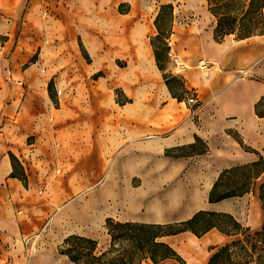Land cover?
Segmentation results:
<instances>
[{
	"label": "crops",
	"instance_id": "crops-1",
	"mask_svg": "<svg viewBox=\"0 0 264 264\" xmlns=\"http://www.w3.org/2000/svg\"><path fill=\"white\" fill-rule=\"evenodd\" d=\"M150 1L0 0V33L6 36L1 48L11 72L9 79L0 72V264H24L30 241L50 242L64 227H78L84 191L105 174L114 181L116 165L132 164L122 157V150L139 148L143 160L133 163H146L148 148L163 152L191 143L198 135L209 145L199 161L211 166L201 176L212 184L224 168L257 158L227 129L235 127L232 121L257 116L255 104L264 94V34L245 39L231 34L217 42L215 20L206 29L176 22L175 16L170 54L186 88L198 92L203 114L199 125L187 102L172 96L151 42L158 89L140 106L128 90L134 100L119 102L116 90L126 91L124 78H130L126 71L131 64L142 77L135 31L145 25ZM151 27L157 33L154 21ZM207 59L214 61L209 69L201 66ZM117 60L128 65L118 66ZM181 63L190 68L185 70ZM132 73L130 79H136ZM194 78L201 79L203 94ZM214 130L220 134L216 141ZM248 145L258 149L253 141ZM10 152L24 166L26 181L11 176ZM108 190L114 196L116 185ZM245 196L207 200L201 208L158 203L154 211L165 221L187 219L199 209L232 213L229 201ZM253 197L247 225L260 229L264 214L258 191ZM163 239L186 264H206L216 248L231 238L213 228L201 237L182 231ZM34 253L32 264L48 257L42 251ZM143 264L180 263L167 258L159 263L147 259Z\"/></svg>",
	"mask_w": 264,
	"mask_h": 264
},
{
	"label": "trees",
	"instance_id": "trees-1",
	"mask_svg": "<svg viewBox=\"0 0 264 264\" xmlns=\"http://www.w3.org/2000/svg\"><path fill=\"white\" fill-rule=\"evenodd\" d=\"M207 8L215 20L214 38L222 42L233 34L236 39H245L264 34V0H206ZM174 4L163 3L154 20L157 34L152 38L157 64L169 86L171 94L180 101H189V90L185 80L177 75L165 72L164 62L169 60L171 51L170 38L175 19ZM6 39V38H5ZM50 84L52 96L54 92ZM119 100V99H118ZM197 101L196 107L200 105ZM124 104L126 101H120ZM190 107V104H188ZM191 108V107H190ZM194 108V107H193ZM255 113L264 118V94L255 104ZM242 144V143H241ZM247 151L256 153L253 161L224 168L213 182L209 193L210 203L232 197H241L258 189L264 214V155L250 146L242 144ZM209 145L198 135L195 141L166 150L167 155L187 157L205 154ZM13 172L26 181L24 166L10 152ZM109 246L99 248L98 239L79 234L67 235L59 245V253L67 256L74 264H143L147 259L159 263L167 258L186 264L185 258L164 236L182 231H191L201 237L209 230L217 228L229 236L230 241L218 246L206 264H264V218L260 229H252L234 214L228 211L199 209L191 217L174 222L154 223L133 220H116L107 218Z\"/></svg>",
	"mask_w": 264,
	"mask_h": 264
},
{
	"label": "rangeland",
	"instance_id": "rangeland-1",
	"mask_svg": "<svg viewBox=\"0 0 264 264\" xmlns=\"http://www.w3.org/2000/svg\"><path fill=\"white\" fill-rule=\"evenodd\" d=\"M163 2H172L174 4V14L178 18L176 22L181 20L184 23L199 24L206 29L214 24V18L207 8L206 0H152L148 4V15L153 18V21ZM200 32H203V30L201 29ZM156 34V31L148 34L147 40L149 43L151 42L152 44V38ZM5 38V34L0 33V51L2 52L0 72L3 71V74L9 79L11 77V72L9 71L10 61L1 48ZM212 40L214 42V38ZM169 41H172L171 38ZM212 59H207L208 62L206 61L208 69L214 64V61H211ZM117 64L124 67L128 65V62L126 60H117ZM164 66L166 73L183 78L176 71L178 64L174 55L169 54V60L164 62ZM103 73H105L104 70L100 75ZM116 93L117 99L120 101L134 100V97L129 95L130 92L127 93V89L125 91L122 87H119ZM197 94L198 92L195 89H190L188 97L194 100L189 99L187 104H190L193 119L199 125L203 121V114L199 106L196 107ZM197 114H199L200 119ZM232 124L235 127L227 130L233 138L247 146H249L248 143L253 141L255 148L257 147L260 152L262 149L263 152L261 153L264 155V118H239L236 121H232ZM219 135L216 130L212 132V138L215 141L217 139L216 136ZM166 150L155 152L148 148L146 163H133L135 160L139 161L140 157L143 160L144 152L139 148L131 147L128 150H122V152H125L122 157L132 161V164L116 165L114 181H109V177L105 174L97 182L96 186L84 191L83 196L79 198L83 208V217H80V221L77 220L78 227H74V224L73 226L64 227L61 235H56L50 242H40V244L34 242L33 244L30 241L26 250L27 261L24 264H32L31 254L38 251L47 253L48 257L37 264H74L65 258V255L59 253V245L71 233L94 237L98 239L100 249L107 248L110 242V236L107 234L106 228L108 217L116 220L129 218L128 220L133 221L166 223L174 221H165V218L155 216L154 209L158 203L167 207L176 205V207L201 208L206 206L211 186L208 189L205 187L206 179L201 176L203 175L201 172L211 169V166L202 164L199 161V155H193L191 158L188 156L174 157L167 155ZM263 179L264 174L258 182L260 183ZM114 184L117 190L113 196L110 195L108 188ZM94 187L99 189L96 190ZM257 191L258 189H255L253 192L247 193L242 199L229 201V203L231 202L229 207L232 209V214L244 224H247L246 219L254 201L253 195L256 196ZM78 209H80L79 205ZM33 247H35L34 250L32 249ZM250 264L256 263L251 262Z\"/></svg>",
	"mask_w": 264,
	"mask_h": 264
},
{
	"label": "bare ground",
	"instance_id": "bare-ground-1",
	"mask_svg": "<svg viewBox=\"0 0 264 264\" xmlns=\"http://www.w3.org/2000/svg\"><path fill=\"white\" fill-rule=\"evenodd\" d=\"M153 21L152 17L148 16L145 25L142 28H137L135 31L136 35V41H135V50L137 51V54L140 57L141 60V75L142 77L138 78V71L135 65H132L131 68L127 69L126 72L130 74L131 72L133 76L136 77V79H130L129 76L125 75L124 78V86L125 88L131 92L132 94H135L137 106H140L141 102H145V100H150V97L153 95L151 92L152 90L158 89V81L159 78L158 71L155 67L154 59H153V52L152 48L147 40V34L152 33L153 29L151 27ZM2 52L0 51V57ZM205 62L202 61L201 66L203 67V64ZM180 66L184 67L185 70L190 68L186 64L181 63ZM127 74V75H128ZM206 74V73H205ZM203 80L207 79V74L205 75ZM201 79L194 78L193 83L197 88L199 89V92L203 94L205 92L204 86L200 83ZM257 117V116H255ZM212 185V180L210 178H206L205 180V187L207 189ZM33 250L35 247L32 248Z\"/></svg>",
	"mask_w": 264,
	"mask_h": 264
},
{
	"label": "built area",
	"instance_id": "built-area-1",
	"mask_svg": "<svg viewBox=\"0 0 264 264\" xmlns=\"http://www.w3.org/2000/svg\"><path fill=\"white\" fill-rule=\"evenodd\" d=\"M203 68H206V64H203ZM190 100H194L193 98H190Z\"/></svg>",
	"mask_w": 264,
	"mask_h": 264
}]
</instances>
